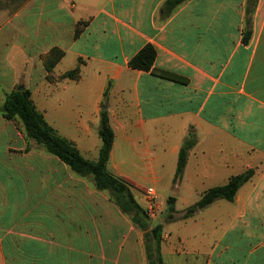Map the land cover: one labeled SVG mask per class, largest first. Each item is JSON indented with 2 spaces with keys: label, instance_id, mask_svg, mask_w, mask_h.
<instances>
[{
  "label": "crops",
  "instance_id": "obj_1",
  "mask_svg": "<svg viewBox=\"0 0 264 264\" xmlns=\"http://www.w3.org/2000/svg\"><path fill=\"white\" fill-rule=\"evenodd\" d=\"M165 1L22 0L0 7V175L9 178L12 196L2 205L11 213L0 220V264H149L145 232L113 201L99 199L90 179L28 139L19 120L3 117L6 97L23 90L92 161L107 107L112 174L135 195L142 187L133 177L148 173L160 200L176 198L172 223L186 231L163 235L166 264H264V0L248 44L247 0H189L163 23ZM80 21L89 23L76 39ZM148 44L157 52L155 68L184 82L130 68ZM55 48L65 55L49 71L43 56ZM77 67L78 78H63ZM191 131L198 141L174 183ZM249 170L255 174L233 202L219 200L182 219L206 191Z\"/></svg>",
  "mask_w": 264,
  "mask_h": 264
},
{
  "label": "trees",
  "instance_id": "obj_2",
  "mask_svg": "<svg viewBox=\"0 0 264 264\" xmlns=\"http://www.w3.org/2000/svg\"><path fill=\"white\" fill-rule=\"evenodd\" d=\"M188 1L166 0L160 10V21L163 23L166 22L174 15L177 9ZM257 3L258 0H247L245 29L243 33L244 44H248L252 36V18ZM88 23L89 21H80L77 23L75 27L76 39L80 37L88 26ZM64 55V52L55 48L49 54L43 56L47 70H52ZM156 58L157 52L155 48L151 44H148L130 61L129 66L133 70L150 72L171 80L185 81L176 75L156 69ZM79 73L80 67H77L65 73L63 78L76 79L79 77ZM2 114L8 121L19 120L25 128L28 139L35 141L47 153L58 158L78 176L91 179L97 191L108 192L111 200L119 210L124 215L129 216L131 222L138 229L145 232L149 264H166L162 252L163 224H158L154 227L151 226L152 220L148 218L145 209L138 203L130 183L112 174L108 168L111 152L115 143V132L111 126L108 111L101 112L99 136L102 144L99 151V158L96 161L85 158L75 144L62 137L47 123L44 115L37 109L30 90L15 91L9 94L2 107ZM197 141V136L194 131H191L184 140L179 152L174 183L182 180L190 152L196 146ZM254 174V170H249L232 177L226 185L209 189L196 204L184 211L182 219L185 220L195 216L198 212L205 210L219 200L233 202L238 191L251 180ZM175 203L176 198L174 197H170L167 201L168 217L171 220L176 213Z\"/></svg>",
  "mask_w": 264,
  "mask_h": 264
},
{
  "label": "rangeland",
  "instance_id": "obj_3",
  "mask_svg": "<svg viewBox=\"0 0 264 264\" xmlns=\"http://www.w3.org/2000/svg\"><path fill=\"white\" fill-rule=\"evenodd\" d=\"M21 1L22 0H0V7H6V6L11 7L12 4L19 3ZM15 121H17V120H15ZM3 147H4V143L2 140H0V153L2 152ZM137 167L139 168L140 166H137ZM75 175H77V174H75ZM152 179H153V176L149 175L148 173H146L145 175L142 174L141 177H137V176L133 177V180L138 182V184L142 187V189L140 188V189L136 190L135 195H136V199H137L138 203H140V205L143 208H145V206H146V203H145L146 189L150 188V187L158 188L153 183ZM89 181L91 184L94 185V183L91 179ZM10 184L11 183H10V180L8 177L0 175V220L3 219V223H4V221L6 222L10 219V213H11L10 207H8V209L2 207V205H4V203L6 201L12 202L11 201V199H12L11 193L8 192V190H7L8 186H10ZM5 190H7V191H5ZM168 194H170V193H168ZM158 197H159V194H158ZM101 198L104 200L112 201L110 194L108 192H102V193L99 192V199H101ZM168 198H169V196L167 197V199ZM159 203H160L161 210L157 214L156 219L151 221V226L154 227L155 225L163 224L164 234L165 233L172 234L173 232H177V231L185 232L186 231V225H184L180 222L172 223V220L169 219L166 201L164 200V202H163L162 200H160V197H159ZM115 207H117V206L115 205ZM125 216H127V215H125ZM129 219H130V217H129ZM135 228H136V226H135ZM7 261L10 262V257H8V256H7ZM0 263H1V259H0Z\"/></svg>",
  "mask_w": 264,
  "mask_h": 264
},
{
  "label": "built area",
  "instance_id": "obj_4",
  "mask_svg": "<svg viewBox=\"0 0 264 264\" xmlns=\"http://www.w3.org/2000/svg\"><path fill=\"white\" fill-rule=\"evenodd\" d=\"M145 211L150 220L156 219L157 214L161 210L159 197L156 189L154 187H150L146 189L145 192Z\"/></svg>",
  "mask_w": 264,
  "mask_h": 264
},
{
  "label": "water",
  "instance_id": "obj_5",
  "mask_svg": "<svg viewBox=\"0 0 264 264\" xmlns=\"http://www.w3.org/2000/svg\"><path fill=\"white\" fill-rule=\"evenodd\" d=\"M103 110H104V111H107V107H104Z\"/></svg>",
  "mask_w": 264,
  "mask_h": 264
}]
</instances>
